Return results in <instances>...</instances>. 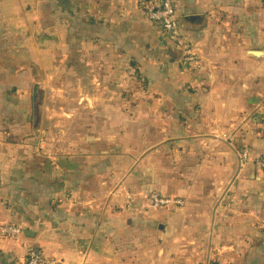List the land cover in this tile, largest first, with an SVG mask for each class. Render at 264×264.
<instances>
[{"label": "crops", "instance_id": "obj_1", "mask_svg": "<svg viewBox=\"0 0 264 264\" xmlns=\"http://www.w3.org/2000/svg\"><path fill=\"white\" fill-rule=\"evenodd\" d=\"M177 13L200 69L140 0H0V226L57 264H264V176L241 162L243 148L264 156V56L249 55L264 52V17L253 0ZM132 59L149 82L134 104L102 85L129 87ZM68 60L91 104L80 97L56 137L50 113L36 133L43 80L53 91ZM152 192L188 206L148 208ZM0 264H26L23 244L0 238Z\"/></svg>", "mask_w": 264, "mask_h": 264}, {"label": "built area", "instance_id": "obj_2", "mask_svg": "<svg viewBox=\"0 0 264 264\" xmlns=\"http://www.w3.org/2000/svg\"><path fill=\"white\" fill-rule=\"evenodd\" d=\"M179 0H140V8L147 18L153 22L161 31L165 40L171 43L172 49L180 53L181 61L184 64L200 69L201 59L193 51L192 43L183 33L181 22L177 13ZM251 161L259 173L264 176V156L251 157L249 148H243L241 162L243 164ZM148 208L152 209H173L186 208L187 199L183 197H164L152 192L147 196ZM0 238L15 242H21L26 251V264H57L54 259L47 257L38 245L29 241L26 232L19 226L3 224L0 226Z\"/></svg>", "mask_w": 264, "mask_h": 264}, {"label": "rangeland", "instance_id": "obj_3", "mask_svg": "<svg viewBox=\"0 0 264 264\" xmlns=\"http://www.w3.org/2000/svg\"><path fill=\"white\" fill-rule=\"evenodd\" d=\"M261 1V5L259 7V2ZM262 7V8H261ZM260 8V9H259ZM263 12V13H262ZM256 13L259 14L260 16L264 17V0H253V17L256 16ZM151 32V36H154L153 34L154 31L152 30V28L150 29ZM156 35V34H155ZM158 35V34H157ZM154 40H152L153 42ZM99 49L103 48V50L106 51V54L108 53V49L106 47H102L101 45L98 46ZM151 48V45H150ZM67 49L70 50V53H73V48L71 46H67ZM105 54V55H106ZM104 57V56H102ZM133 63H137L136 60L132 59L130 60V65H128V68L131 70V74H130V78H129V87H125V85H122L121 83H117L116 81L110 80L109 82H106L102 85H104L105 87H108L107 84L109 86H112L115 89V93L117 94V92L119 93L117 96L118 97H122V99L125 102H130L133 103L136 102L138 100V90H146V88L148 87V81L144 80L139 74H137L135 72V70L133 69V67L135 65H133ZM117 65H119V63H117ZM66 68H67V73L66 76H62L59 78L58 81H60L59 83L57 82V80L54 78L50 79V84L52 85L51 88H53L54 90L51 91V89H49L50 91H46V87H45V80H43L44 82V86L42 85V81L38 80L39 83H42L41 85L43 86L42 90V97L44 100V104L45 106L49 105L50 110L43 109V107H41L37 113L39 115V123L35 124L34 126V131L37 133V131H40V127H41V122L43 121V119H45L46 114L50 113L49 118L47 119V122L52 123L51 124H44L45 128L48 127L50 133H54V137H56L57 135V130L58 129H63L66 126L64 125H58L57 124V119L59 117H67L69 116H73L75 115V111H73L74 107L73 105L75 104V102L80 100V97H82L81 101H85L91 104V102L88 101V99L85 98V95L83 94V92H86L84 90H77L76 88V80L74 78V73H73V62L72 61H67L66 62ZM97 72L96 74L98 75V81L96 82L98 85L97 86H101V82L99 79L104 80L103 79V74H105V71L108 72L107 68H105L103 66V64L101 63L99 65V67L97 68ZM103 75V76H102ZM115 84V85H113ZM115 86V87H114ZM58 87V88H57ZM59 89V91H58ZM82 94V95H80ZM89 94V93H87ZM105 94V92L103 93ZM50 97V99L48 97ZM49 103V104H48ZM63 107V108H62ZM124 110V106L123 105H119L117 111H123ZM72 126H69V128H71ZM121 127V126H119ZM47 129V130H48ZM79 130V128H78ZM72 131H74V128H71V133H73ZM77 131V130H76ZM75 131V132H76Z\"/></svg>", "mask_w": 264, "mask_h": 264}, {"label": "water", "instance_id": "obj_4", "mask_svg": "<svg viewBox=\"0 0 264 264\" xmlns=\"http://www.w3.org/2000/svg\"><path fill=\"white\" fill-rule=\"evenodd\" d=\"M249 55L253 56L254 58H260V57L264 56V52L251 51V52H249Z\"/></svg>", "mask_w": 264, "mask_h": 264}]
</instances>
